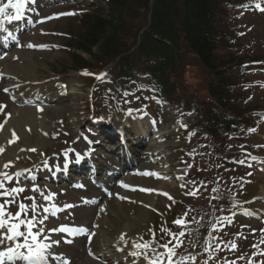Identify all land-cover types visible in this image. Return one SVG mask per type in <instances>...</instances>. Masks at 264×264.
<instances>
[{
	"label": "rangeland",
	"instance_id": "rangeland-1",
	"mask_svg": "<svg viewBox=\"0 0 264 264\" xmlns=\"http://www.w3.org/2000/svg\"><path fill=\"white\" fill-rule=\"evenodd\" d=\"M237 1L239 3H245L249 0H229L230 3ZM258 1L264 2V0ZM2 2L7 4L8 0H0V3ZM151 3L152 0H149L148 8L145 11L140 10L135 6H129L125 9L122 21L119 23L121 26L120 31L118 32V35L114 37V42L111 43L112 46L116 47V52L118 54H120V52L124 53L128 49L131 58L129 61L130 63L132 61L134 62L139 73H146L147 69L143 65H139L136 61L138 56L134 55L133 52H136V44L139 40L137 32L141 30L145 31L149 26V7ZM97 5L99 6L98 8H101L99 9L100 14L98 17L105 18L108 14V9L106 8L105 3L100 1L97 2ZM251 5H255V2ZM228 7L230 8L231 4ZM95 8L96 7L90 8L89 12ZM62 10L66 9H49L48 11H44L40 15L39 20L31 28L30 34L24 38L25 41L21 45V48L27 52H29V49L27 48L29 44L38 45L39 47L40 45H45L46 47H40L39 51H37L38 49L36 48L37 50H33V55L28 57L30 61H33V64L36 65L33 75L26 74L28 73L26 69L19 71L18 75L21 76L25 74V76L21 77L29 82H44V84L50 85L52 82L69 81L77 87L89 88L92 86L93 81L83 80L80 76H77V72H80L82 68H77L72 63L69 54L74 51L69 49L67 45L68 43L73 44L76 41V33L79 31L78 24L80 18L72 16L70 18L61 19L64 15H68L67 13H71V11L66 12ZM229 12L233 13L232 11H228L227 18L225 17V14L219 15L220 22L222 20L220 29L225 33H228V35L231 34L233 40L229 41L226 39L229 44L231 43V46L228 48L225 47V43H218V47L214 52L216 65L221 66L220 70L225 77H227V75L230 78L232 77V81L235 83L232 88H240L239 83H242L243 81L244 85L246 84L248 86H254L256 81H259L260 84L258 88H264V73H261V71H253L245 74V77L243 76L241 78L239 77V69L236 67L237 62L235 60L236 52L240 51L239 47L245 43L254 44L258 49L257 52L260 54L264 52V14L258 15L251 9L246 11V9L244 10V8H241L237 13L241 15L242 19L239 22H235L236 19L234 17H229ZM244 13H247V15L244 16ZM242 24H247V28L243 29ZM117 37L118 42L116 43ZM119 39L122 41L120 42ZM92 52L94 56L91 58L82 55L79 52H75L77 55L82 56L84 61L89 65V68L85 71L94 74L103 68L107 69L111 67L113 75L122 72L118 67L119 63L117 62L120 58H104L99 49L97 51L93 50ZM177 56L179 57L174 61V66L170 68L169 85L174 88V93L168 98V101L173 104H186L189 107L197 108L198 113L194 116L196 117V120L194 121L192 119L190 123L194 125L196 122L202 125L200 119L203 117L204 110L201 108V104L204 101L207 102V106L214 105V102L206 97L204 91L211 81H215L214 73L203 68L198 59L183 45L180 46ZM102 81H99L98 83H101ZM245 81L247 82L245 83ZM97 88H114V85L108 81H103ZM1 97L3 96L0 95V100H2ZM254 100L256 103L252 101L251 106L259 109L261 103L264 105V92H255ZM218 114L220 116H230L232 114H238V112L236 107L229 105L225 110L218 109ZM18 135L20 136L19 133ZM260 135H264V128L261 130ZM255 137L256 135L252 136L253 139ZM28 139L30 140L31 138L29 137ZM257 139H259V137H257ZM257 139H254L255 143L257 142ZM32 143L33 142L27 143L24 146V149L32 146ZM50 146V151H53L55 143L52 142V145ZM256 184L260 185V190H262V188H264V179H259L253 184V186ZM147 222H149V218L147 219ZM154 223H156V219H154Z\"/></svg>",
	"mask_w": 264,
	"mask_h": 264
},
{
	"label": "trees",
	"instance_id": "trees-1",
	"mask_svg": "<svg viewBox=\"0 0 264 264\" xmlns=\"http://www.w3.org/2000/svg\"><path fill=\"white\" fill-rule=\"evenodd\" d=\"M103 1L108 7V14L105 18L98 17L100 14L98 11L82 15L73 48L90 57L94 56L92 50L98 49L104 58L120 57L119 67L123 72H127L134 68V62L129 61L131 58L128 49L124 53L119 51L120 54H118L116 47L111 43L120 31L119 23L122 21L125 9L135 6L145 11L149 0ZM228 5L229 0H152L149 7V26L142 32L136 52L133 53L138 56L137 62H142L146 58L160 59L152 75L153 79L157 77V87L162 83L168 87L165 76L169 66L167 64L179 57L177 56L179 48L183 45L198 59L203 68L214 73L215 81H211L207 86L210 96L218 102L219 99L221 101L230 99L229 91H223V88H232L235 83L228 75L224 76L220 70L221 66L216 65L214 58L218 43H225V47L228 48L231 43L229 44L226 39L233 40L231 34L228 35L220 29L222 20L220 22L219 15L225 14L227 18ZM155 37L167 43L158 42L154 39ZM239 49L240 51H237L235 55L237 67H241L246 60L264 59L259 56L261 54L252 43H245ZM262 54L264 56V53ZM71 57L76 67L88 66L80 57L74 54ZM161 87L165 88L164 85ZM210 123L213 128L211 132L215 136L218 135V129L215 128L217 124L213 120H210ZM225 128L229 129L228 126Z\"/></svg>",
	"mask_w": 264,
	"mask_h": 264
},
{
	"label": "snow or ice",
	"instance_id": "snow-or-ice-1",
	"mask_svg": "<svg viewBox=\"0 0 264 264\" xmlns=\"http://www.w3.org/2000/svg\"><path fill=\"white\" fill-rule=\"evenodd\" d=\"M35 0H8L7 4H4L2 6H0V29L4 28V25L6 22L11 23L12 21H18L22 18L23 13L26 9V7L30 4V3H34ZM256 9L264 12V7H261V5L259 3H257L255 5ZM11 8L13 11L12 13H9L7 11V9ZM68 15H71L72 13H67ZM9 35H11V33H9ZM28 47H34V45L29 44ZM40 47H46L45 45H40ZM3 57H0V59H2ZM84 75H89V73L85 72L83 73ZM100 78V77H97ZM5 92L8 91L7 88L3 89ZM6 105H0V109L5 108ZM42 110V109H41ZM3 125H0V128H2ZM249 131H255V129H249ZM32 151H35V149H31ZM2 151V150H0ZM69 151H74V150H69ZM65 157H67L68 152H65ZM76 159L79 160L81 159V156L79 153H77L76 155ZM253 160L256 159V157H252ZM240 163H244L245 161H239ZM251 166V165H249ZM4 167H8V165H5ZM64 167H67V160H65L64 162ZM140 175H145V176H157V178H159V174L157 173H150V172H143V173H138ZM0 175H3L4 179H8L11 180V177L7 174V173H0ZM17 177L20 175L19 173L16 174ZM249 175H251V173H249ZM79 187H82V185H78ZM121 186L128 188L130 187L127 184H124L123 182H121ZM0 189H4V191L2 193H0V195L3 196H11L12 193H20V192H24L25 189L24 188H12L10 191L5 189L4 184L2 181H0ZM38 189L33 188V191H37ZM142 191H154L153 189H141ZM43 195V194H42ZM56 194L55 193H49V195L44 196L45 200H50L52 199ZM165 195H167V193H165ZM120 199H126V197H120ZM11 201H5V203H10ZM74 205H65V207H73ZM4 203H0V229H4L7 225H8V220L4 219L5 216V212H4ZM33 211H35L36 205L33 204L32 205ZM19 209L20 211L17 212L15 214V218L17 220H19V223H13L11 224L10 227L7 228L8 233H10V235L6 236V239L8 240H14L17 237H24L25 243L23 245L21 244H17L16 248H11L9 247L7 249V251L5 252H0V264H4V260L5 258L8 261H13L14 259H16L17 257H19L20 259L29 261L30 264H47V260H48V255H50V253L48 252V250L51 248L52 244H58L59 241H52V244L49 243H36L37 241V233L33 232V228L36 226V220H35V216H33L32 219L29 220H24L21 219V213H26L27 211V206L24 203H20L19 205ZM44 211L47 213L49 212L48 208H45ZM55 211H56V206L53 205L52 206V215H55ZM9 218H11V213L8 214ZM48 217L45 216L43 219H41L39 221L40 225H44L45 220H47ZM176 224H182L183 222L181 220H176L174 221ZM21 225H24L25 228L27 229V234H25L24 231H21ZM40 231H43V229H40ZM50 231L52 232H56V233H61V232H75V231H82L85 232L87 231L86 229H76V230H71L69 228H67V226H61L59 228H54V229H50ZM180 235H183V233H180ZM29 237L31 238L33 243H29L28 239ZM50 239V237H49ZM120 239L123 241L124 240V236L122 235L120 237ZM0 243H3V240H0ZM33 244H35L36 246L34 247ZM134 247L136 249H145L148 250L151 245L149 243H135ZM162 247H164L165 249H167V253H168V260H169V264H173L172 262V257L175 255V252L173 249L168 248L167 245H163ZM19 248H25L27 249V254H25L24 252H18L16 249ZM152 252L155 253V249H152ZM89 254L91 255L92 253L89 252ZM133 256L136 257H140L141 255L143 256V259L146 260L148 262V264H162V261L160 260V254H155L154 256H149L147 251H144L143 253H141L140 251H135L132 253ZM57 259H60L59 257H57ZM63 264H68L67 260L63 261Z\"/></svg>",
	"mask_w": 264,
	"mask_h": 264
},
{
	"label": "bare ground",
	"instance_id": "bare-ground-1",
	"mask_svg": "<svg viewBox=\"0 0 264 264\" xmlns=\"http://www.w3.org/2000/svg\"><path fill=\"white\" fill-rule=\"evenodd\" d=\"M7 24L8 23L6 22L5 26H7ZM29 56H30L29 54H23L20 52L18 53V56L16 53L14 56L10 57V59H6L3 62H1L0 67L2 71H4V75L6 76L5 81L10 80L9 77H12L13 74H15L16 72L22 69H26L29 75L33 74V71L36 69V65L33 64V61H30V59L28 58ZM12 59L13 60L18 59V61L21 62V65H19V63L16 64L12 62ZM8 83L13 84L14 82L9 81ZM40 85H38V87ZM61 85H65L62 88H68V90H72V92L74 91L73 89L77 88V86L73 85L69 81L67 83H62ZM4 88L7 87L4 86ZM39 88H44V87L41 86ZM72 100H73V96H68V98L65 100V106L62 111L60 112L56 110L50 111L39 122L35 121L30 113H27L29 111L26 112L22 110H13L12 117L6 124L5 129L0 137V150H2L0 151V158L2 159V160L0 159V167L4 162L8 160V158L16 159L21 156L20 151L17 149L22 146L21 142L23 143V145L33 142L34 145L29 147L43 148V144H44L43 136L41 134L39 135L37 134L38 129L44 130L43 132H51L52 130L54 131V129H56L58 126L52 123L53 120L62 119L63 115H68L69 117L72 118V120H75L76 119L75 107L74 105L71 104ZM26 124L30 125L31 127V132H29L28 134L25 132L24 129V125ZM76 125H78V123H76ZM10 129H15L20 134V138H21L20 143H18L17 140L9 134ZM29 137L31 138L30 140L28 139ZM123 207L117 206V209L124 218L125 221L124 228L131 229V228L139 227L141 225L140 223L142 219L144 218L143 213L145 212L143 210H141L140 213H135L133 211L131 215L129 214L126 215L124 212L121 211ZM113 215L114 217L111 219V221L117 223L121 220L120 216H117L115 214ZM85 264H97V263L85 262Z\"/></svg>",
	"mask_w": 264,
	"mask_h": 264
}]
</instances>
